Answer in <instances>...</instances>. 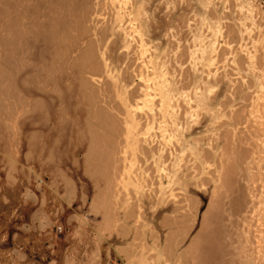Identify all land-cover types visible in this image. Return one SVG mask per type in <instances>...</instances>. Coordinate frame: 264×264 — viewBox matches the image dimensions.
<instances>
[{"label":"rangeland","instance_id":"1","mask_svg":"<svg viewBox=\"0 0 264 264\" xmlns=\"http://www.w3.org/2000/svg\"><path fill=\"white\" fill-rule=\"evenodd\" d=\"M0 264H264V0H0Z\"/></svg>","mask_w":264,"mask_h":264}]
</instances>
